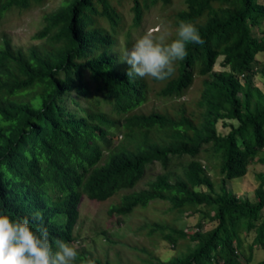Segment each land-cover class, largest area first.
Wrapping results in <instances>:
<instances>
[{
	"label": "trees",
	"instance_id": "obj_1",
	"mask_svg": "<svg viewBox=\"0 0 264 264\" xmlns=\"http://www.w3.org/2000/svg\"><path fill=\"white\" fill-rule=\"evenodd\" d=\"M43 1L0 0V19L12 7L29 8ZM160 1L170 0H131L134 24ZM185 3L178 21L194 24L205 43L186 46L187 57L174 75L159 81V95L182 97L198 72L205 77L199 112L184 105L174 112L136 111L147 101L148 83L128 79L129 65L119 61L113 33L101 26L100 19L113 31L121 23L113 0H65L45 16L44 27L35 35L47 38V44L24 51L10 39L3 41L0 214L29 219L33 231L45 227L54 248L56 239L71 244L83 195L107 200L134 188L146 168L160 162L163 172L147 187L123 194L109 212L128 215L158 199L170 201L177 211L202 212L216 225L205 231L200 222L197 231L176 227L166 233L173 244L189 238L196 246L186 255L154 264H250L254 248L264 247V173L258 174L254 200L238 196L229 181L245 176L253 161L264 164V91L252 79L258 71L264 76V67L258 65L264 34L254 33L264 20V3ZM220 57L224 69L215 70ZM88 79L95 82L96 108L79 102L83 96L93 103ZM220 121L229 127L227 133L219 131ZM111 128H122L118 145ZM205 149L219 163L222 176L217 182L200 157ZM173 158L176 169L170 167ZM36 213L39 220L34 219ZM158 228L163 225L155 222L151 230ZM249 233L254 237L248 247ZM74 264L113 263L78 254Z\"/></svg>",
	"mask_w": 264,
	"mask_h": 264
},
{
	"label": "rangeland",
	"instance_id": "obj_2",
	"mask_svg": "<svg viewBox=\"0 0 264 264\" xmlns=\"http://www.w3.org/2000/svg\"><path fill=\"white\" fill-rule=\"evenodd\" d=\"M64 1L44 0L41 3H33L29 8L15 6L7 10L0 19V48L6 39H10L15 48H21L24 51H28L32 46L47 44V38H35V35L44 27L45 16L57 10ZM259 1L264 3V0ZM113 4L122 16L119 27L113 31L107 20L100 19V23L109 33H113L116 41L114 48L118 52L119 61L125 65L127 64L120 58L121 52L124 49H130L145 31L160 28L161 31L158 35H165L166 42L176 39L180 23L177 14L186 7L185 0H170L167 3L160 1L147 9L141 23L136 25L133 22L134 11L131 0H113ZM254 33L263 36L264 20L260 27L254 28ZM258 58L259 67H264V52L259 54ZM222 59V57L218 59L214 67L215 70L224 69L220 64ZM178 63L179 61L175 62L174 67H177ZM252 77L254 84L264 91L262 73L258 71ZM204 78L196 72L193 84L179 98L160 96L159 90L163 83L152 78H145L149 89L148 98L146 103L136 111L149 113L154 110L167 109L174 112L184 105L188 111L194 109L199 112L197 103L204 87ZM88 83L93 89L91 96L93 103L83 96L80 97L79 102L96 108L98 96L95 95V82L88 79ZM67 102L71 105L70 99ZM107 106L105 103L101 105L103 109ZM121 129L111 128L115 145H118L122 140L123 131ZM218 129L221 133L229 131V127H225L222 121L219 122ZM200 157L204 163H208L207 167L212 179L216 182L221 180L220 166L213 156V152H208L205 149L201 152ZM184 158L188 159L186 156ZM170 167L176 169V158H173ZM163 171L160 162L149 165L143 179L134 188L121 190L107 200L98 201L83 195L79 205L80 218L75 230V240L71 243L76 247L78 254L110 260L113 264H154L159 259L169 260L176 255L188 254L196 246L195 241L189 238H179L177 244H173L165 239V234L173 233L176 227L190 232L197 231L200 222H202L203 230L212 229L216 225V221L209 217H203L202 212L192 209L177 211L170 201L158 199L150 201L147 206L137 207L128 215L109 212L111 206L120 202L123 194L147 187L148 183ZM259 173H264V164L258 160L253 161L245 176L229 181L230 189L238 196L254 200L255 190L260 183ZM202 189L206 188L202 187ZM155 222L163 225V228L152 231ZM253 237V233L245 236L248 247L252 243ZM248 250L249 248H246L245 253H248ZM261 261H264V247L256 246L250 264H258Z\"/></svg>",
	"mask_w": 264,
	"mask_h": 264
},
{
	"label": "clouds",
	"instance_id": "obj_3",
	"mask_svg": "<svg viewBox=\"0 0 264 264\" xmlns=\"http://www.w3.org/2000/svg\"><path fill=\"white\" fill-rule=\"evenodd\" d=\"M160 28L144 32L130 49H124L120 58L129 65V80L152 78L157 81L170 79L175 73V62L187 57L189 43H205L192 23L180 22L176 39L166 42V36L158 33ZM40 213L34 219L39 220ZM49 239L43 226L33 231L27 218L13 220L0 214V264H74L78 258L76 247L63 240Z\"/></svg>",
	"mask_w": 264,
	"mask_h": 264
}]
</instances>
